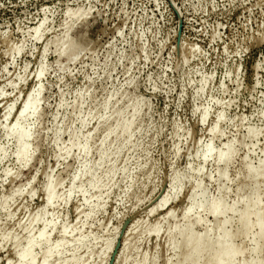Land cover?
<instances>
[{"label":"rangeland","instance_id":"obj_1","mask_svg":"<svg viewBox=\"0 0 264 264\" xmlns=\"http://www.w3.org/2000/svg\"><path fill=\"white\" fill-rule=\"evenodd\" d=\"M263 222L264 0H0V264H264Z\"/></svg>","mask_w":264,"mask_h":264},{"label":"bare ground","instance_id":"obj_2","mask_svg":"<svg viewBox=\"0 0 264 264\" xmlns=\"http://www.w3.org/2000/svg\"><path fill=\"white\" fill-rule=\"evenodd\" d=\"M35 106H36V100L35 99H34V102L33 101L31 102V104L24 106L22 108V110L20 111V113L17 115V122L10 128V131L13 130L12 133L13 132L17 133L18 141L20 144V149H19V152L17 154L18 158L21 157V154L23 155V154L28 153V145L26 144L25 140L29 136L28 131L20 130L19 122L21 120H23L29 113H31V112L34 113L36 111ZM8 130H9V128H8ZM213 132H215V129ZM227 156H228V153H224L220 156V159L227 162L225 160L227 158ZM254 171H256V170H254ZM220 174H221V172H220ZM53 196H54V191L51 189L50 193L48 195V201H50L53 198ZM235 205L236 204L231 206L229 209H233L235 207ZM226 208H227V206H225L222 202H220V203L215 204L213 207H211L209 209V212L211 215H213V217H217L222 212H224L226 210ZM261 214L262 213H261V209L259 208L258 202L256 200H247L246 204H245V209L240 215L241 231L243 233H246L248 230H250L251 216L255 215L256 217H259ZM258 228H259L258 229L259 233H258V237H257L256 241L257 242L260 240L264 241V222L261 223V225H259ZM224 233H226V232H224ZM237 235H238V233H237ZM180 236H181V241L178 244H175V250H176V252H179L182 255L181 256L179 254V256H181L183 258V260H182L183 264H185V263L186 264H231V260L242 253L241 248L235 247V246L231 245L232 243H229L230 240H228V239L229 238L232 239V237L234 236L232 234L226 233L223 236L221 235L222 237L219 235L221 237V239L219 238V240L217 239L218 241L215 240V241H217V242H215L214 239L210 238V232L209 231H206L202 234H199V233L196 234V233L192 232L190 229L185 228V229L180 231ZM20 256H21V254H20ZM29 256H30V252L28 250V251L23 253V255L21 256V259H26ZM232 262H233V260H232ZM180 263H181V261H180ZM28 264H35V258L32 257L31 261ZM249 264H255V263H249Z\"/></svg>","mask_w":264,"mask_h":264}]
</instances>
